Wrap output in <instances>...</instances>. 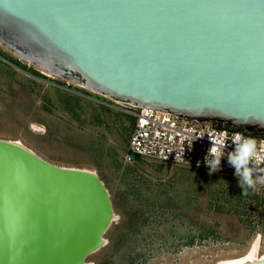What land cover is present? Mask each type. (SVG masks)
I'll return each mask as SVG.
<instances>
[{
	"label": "water",
	"instance_id": "95a60500",
	"mask_svg": "<svg viewBox=\"0 0 264 264\" xmlns=\"http://www.w3.org/2000/svg\"><path fill=\"white\" fill-rule=\"evenodd\" d=\"M0 45L116 103L264 139V0H0ZM115 219L97 174L0 139V264H89Z\"/></svg>",
	"mask_w": 264,
	"mask_h": 264
},
{
	"label": "rangeland",
	"instance_id": "374dc122",
	"mask_svg": "<svg viewBox=\"0 0 264 264\" xmlns=\"http://www.w3.org/2000/svg\"><path fill=\"white\" fill-rule=\"evenodd\" d=\"M119 107L0 45V139L56 166L91 171L110 194L116 219L87 263L218 264L254 244L263 256V195H243L227 175L150 160L126 164L133 119Z\"/></svg>",
	"mask_w": 264,
	"mask_h": 264
},
{
	"label": "built area",
	"instance_id": "2783aa9c",
	"mask_svg": "<svg viewBox=\"0 0 264 264\" xmlns=\"http://www.w3.org/2000/svg\"><path fill=\"white\" fill-rule=\"evenodd\" d=\"M118 104L119 111L133 119L126 154L123 158L126 164H132L136 160H150L209 172L204 159L212 146L210 139L218 136L221 131H226L228 139L224 149L225 157L221 160L220 169L215 173L237 178L234 167L228 162L227 153L234 151L235 145L231 137L238 131L222 130L214 126H199L169 113ZM238 133L248 136L243 132ZM253 138H257L258 146L264 148L263 138ZM256 191L264 197V185H258Z\"/></svg>",
	"mask_w": 264,
	"mask_h": 264
},
{
	"label": "clouds",
	"instance_id": "9594fccd",
	"mask_svg": "<svg viewBox=\"0 0 264 264\" xmlns=\"http://www.w3.org/2000/svg\"><path fill=\"white\" fill-rule=\"evenodd\" d=\"M227 132L221 131L218 136L211 138L212 146L208 149L204 163L209 169V174L220 169L221 160L225 157L227 146ZM235 145L234 151L227 153V159L235 169V176L243 195H247V189L256 190L258 185H264V148L258 146L257 138L244 136L242 133H234L231 137Z\"/></svg>",
	"mask_w": 264,
	"mask_h": 264
},
{
	"label": "bare ground",
	"instance_id": "6f19581e",
	"mask_svg": "<svg viewBox=\"0 0 264 264\" xmlns=\"http://www.w3.org/2000/svg\"><path fill=\"white\" fill-rule=\"evenodd\" d=\"M260 257L258 255L257 244H254L247 255H245L243 257H240V258L223 261V262H220L218 264H237V263H240V262H243V261L254 262V261H259L260 259H263L264 255L260 256Z\"/></svg>",
	"mask_w": 264,
	"mask_h": 264
},
{
	"label": "trees",
	"instance_id": "16d2710c",
	"mask_svg": "<svg viewBox=\"0 0 264 264\" xmlns=\"http://www.w3.org/2000/svg\"><path fill=\"white\" fill-rule=\"evenodd\" d=\"M131 120H132V118H131ZM131 124H133V120L131 121ZM238 132H242V130L241 129H239V130H237ZM142 160H136V161H134V163H140Z\"/></svg>",
	"mask_w": 264,
	"mask_h": 264
}]
</instances>
